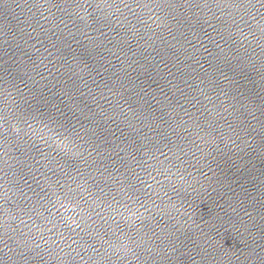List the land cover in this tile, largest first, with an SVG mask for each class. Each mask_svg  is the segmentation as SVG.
I'll use <instances>...</instances> for the list:
<instances>
[{
    "label": "water",
    "instance_id": "95a60500",
    "mask_svg": "<svg viewBox=\"0 0 264 264\" xmlns=\"http://www.w3.org/2000/svg\"><path fill=\"white\" fill-rule=\"evenodd\" d=\"M0 264H264V0H0Z\"/></svg>",
    "mask_w": 264,
    "mask_h": 264
},
{
    "label": "snow or ice",
    "instance_id": "6c2138e0",
    "mask_svg": "<svg viewBox=\"0 0 264 264\" xmlns=\"http://www.w3.org/2000/svg\"><path fill=\"white\" fill-rule=\"evenodd\" d=\"M45 128H47V130L52 134L53 137L59 138L61 144H63L68 138L66 136H64V134L62 132L59 131L58 127H49L47 124L45 125ZM72 192L71 189L68 190V192L64 193V199L69 203H73V197L70 195V193ZM55 206V205H53ZM60 207L64 208L65 205L64 203H60ZM125 210L129 213V217L132 216H137V212L133 211L131 208H125ZM42 215V213H41ZM50 223H52V221H49ZM53 226L55 227V224L53 223Z\"/></svg>",
    "mask_w": 264,
    "mask_h": 264
}]
</instances>
